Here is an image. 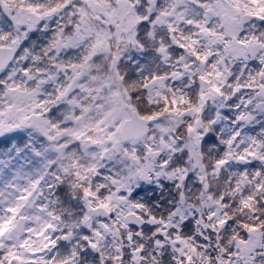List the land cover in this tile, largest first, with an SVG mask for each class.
<instances>
[{
	"label": "snow or ice",
	"instance_id": "1",
	"mask_svg": "<svg viewBox=\"0 0 264 264\" xmlns=\"http://www.w3.org/2000/svg\"><path fill=\"white\" fill-rule=\"evenodd\" d=\"M0 264H264V0H0Z\"/></svg>",
	"mask_w": 264,
	"mask_h": 264
}]
</instances>
